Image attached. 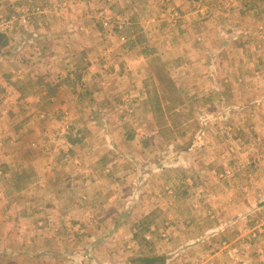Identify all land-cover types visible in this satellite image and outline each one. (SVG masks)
<instances>
[{
    "label": "rangeland",
    "instance_id": "obj_1",
    "mask_svg": "<svg viewBox=\"0 0 264 264\" xmlns=\"http://www.w3.org/2000/svg\"><path fill=\"white\" fill-rule=\"evenodd\" d=\"M226 1L0 0V264H264V0Z\"/></svg>",
    "mask_w": 264,
    "mask_h": 264
},
{
    "label": "crops",
    "instance_id": "obj_2",
    "mask_svg": "<svg viewBox=\"0 0 264 264\" xmlns=\"http://www.w3.org/2000/svg\"><path fill=\"white\" fill-rule=\"evenodd\" d=\"M245 1V0H244ZM248 1H254V0H248ZM218 2L219 3H226L227 1L226 0H218ZM224 5V4H223ZM255 8H256V6L254 5L253 6V9L255 10ZM244 9V11H245V7L243 8ZM203 9H201V10H198L200 13H203V11H202ZM35 26V25H34ZM259 29H261L262 28V26H259L258 27ZM38 162H40L42 165H43V167L44 168H46V169H52V170H54V169H57L56 168V166H55V164L53 163V156H52V154L51 155H49V156H46V157H40L39 158V160H38ZM53 164V165H52ZM108 170V169H107ZM51 174H53V173H50V175ZM74 176H77V174L75 173V175ZM72 177V176H71ZM79 179H81V176H78V178H77V181H75V185L72 183V186L74 187H78L77 185L79 184V182H80V180ZM108 179H109V177H108ZM71 181H72V179H71ZM84 181H87L88 182V180H84ZM78 190V189H77ZM54 193L55 191L54 190H49V193ZM36 195V194H35ZM37 196V195H36ZM38 197V196H37ZM46 202L49 204L50 203V205H48L49 207H52V205H51V203H53L54 201H53V197L52 198H49V199H47L46 200ZM22 214H25V213H22ZM35 214H37V213H33L32 214V218L31 219H33L34 220V226H35V229L37 228V225H39L40 223H39V218H37V216L35 215ZM55 215L54 214H50V213H47V218H46V224L49 226V228L51 229V234H54L55 232L57 233V230L55 229V231H54V225H52L53 224V222H51L50 224H49V221H53L52 219H51V217H54ZM55 218H56V216H55ZM45 224V225H46ZM55 233V234H56ZM52 236H54V235H52Z\"/></svg>",
    "mask_w": 264,
    "mask_h": 264
},
{
    "label": "trees",
    "instance_id": "obj_3",
    "mask_svg": "<svg viewBox=\"0 0 264 264\" xmlns=\"http://www.w3.org/2000/svg\"><path fill=\"white\" fill-rule=\"evenodd\" d=\"M9 38L5 32H0V51L8 46ZM73 143V141H71ZM157 261H163L162 259L153 258H137L133 259V264H155ZM157 264V263H156Z\"/></svg>",
    "mask_w": 264,
    "mask_h": 264
}]
</instances>
